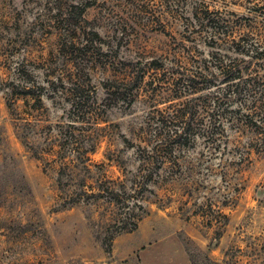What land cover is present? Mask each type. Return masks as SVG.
<instances>
[{"label": "rangeland", "instance_id": "1", "mask_svg": "<svg viewBox=\"0 0 264 264\" xmlns=\"http://www.w3.org/2000/svg\"><path fill=\"white\" fill-rule=\"evenodd\" d=\"M256 47L264 0H0V264H264V123L228 128L212 153L163 147L142 185L145 113L171 94L127 106L105 89L147 81L155 59L190 70Z\"/></svg>", "mask_w": 264, "mask_h": 264}, {"label": "trees", "instance_id": "2", "mask_svg": "<svg viewBox=\"0 0 264 264\" xmlns=\"http://www.w3.org/2000/svg\"><path fill=\"white\" fill-rule=\"evenodd\" d=\"M195 21L199 26H209L213 19L203 15L196 17ZM196 23L193 26H197ZM216 33L214 30L212 35L216 36ZM92 36L99 37L97 32H93ZM254 49L253 52L244 54L248 60L226 59L224 55L212 52L206 58L201 57L198 60L200 63L190 70L178 64H172L167 69L159 63V59H155L148 65L154 71L153 74L149 73L147 81V71L130 78L125 73L120 83L109 81L105 89L110 102L120 100L127 106L139 94H143L146 99L171 94V98L167 100L170 101L168 106L155 107L145 113L143 131L141 130L145 136L141 137L142 144H138L136 149L142 185L147 178L151 179L153 172L167 163L170 149L163 147L191 141L194 143L200 138L212 153L219 147V140L228 137V128H236L242 122L250 125L264 123V73L251 72L252 60L264 59V50L257 47ZM166 69L167 76L159 78ZM242 74L248 77H243ZM158 83L161 85H157ZM29 91L24 89L20 91V95H28ZM38 101L41 102V99ZM248 109L249 112H244ZM69 145L61 141L57 144L56 154L61 157L60 164L63 168L67 167V152L73 150ZM135 184L136 182L133 185ZM84 189L83 192L90 191ZM111 190L114 191V188ZM67 194L72 195L73 192ZM112 238L113 236L107 240L108 244Z\"/></svg>", "mask_w": 264, "mask_h": 264}]
</instances>
